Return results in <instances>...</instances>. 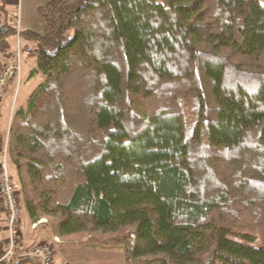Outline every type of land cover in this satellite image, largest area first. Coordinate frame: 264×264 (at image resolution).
Here are the masks:
<instances>
[{
  "label": "trees",
  "instance_id": "1",
  "mask_svg": "<svg viewBox=\"0 0 264 264\" xmlns=\"http://www.w3.org/2000/svg\"><path fill=\"white\" fill-rule=\"evenodd\" d=\"M0 12L5 57L15 17L5 0ZM38 12L44 30L21 34L44 80L12 112L8 147L32 222L121 247L129 264H264V3L50 0ZM4 215L0 202V257Z\"/></svg>",
  "mask_w": 264,
  "mask_h": 264
},
{
  "label": "rangeland",
  "instance_id": "2",
  "mask_svg": "<svg viewBox=\"0 0 264 264\" xmlns=\"http://www.w3.org/2000/svg\"><path fill=\"white\" fill-rule=\"evenodd\" d=\"M260 1L264 3V0ZM10 11L11 16L19 17V9L13 8L10 9ZM9 41L10 50L14 48L11 52L12 54L16 50L17 39L14 35H11ZM0 57L3 58L4 56L0 54ZM28 61L30 62V64L28 63ZM33 64H35L34 67H36L35 56L32 53H25L22 57L20 81H18L16 85L14 84V88H12V91L9 93L7 99L3 101L5 99L4 97L3 100H1L2 103L0 102V131L3 134L6 133L9 127L12 112L22 106L23 103L21 102H23V100L25 101L31 88L37 86L44 80L43 74L31 76V71L34 68L31 67ZM12 80L8 82V86ZM9 169L15 185L20 191L21 185L17 173V168L12 161H10L9 163ZM20 206L22 230L24 234L27 235V239L31 243H49L55 252L56 264H129L125 260L124 250L121 247L73 244L62 239L61 242H56L52 231L47 228L49 226L45 224L47 222L46 218H44L42 223H39L36 229L32 227V220L28 214L26 204L22 198V194L20 195ZM5 222L6 217L4 215L3 223L6 227ZM3 236H5L4 230ZM230 237L234 240L241 241L240 237L234 234H230Z\"/></svg>",
  "mask_w": 264,
  "mask_h": 264
},
{
  "label": "built area",
  "instance_id": "3",
  "mask_svg": "<svg viewBox=\"0 0 264 264\" xmlns=\"http://www.w3.org/2000/svg\"><path fill=\"white\" fill-rule=\"evenodd\" d=\"M16 29L17 44L16 50L11 54L10 59L3 65L0 71V101L6 95L8 82L15 77H20L22 68V57L25 53H33L37 47L31 42L22 38V26L20 19L16 17L12 21ZM12 115L10 118V123ZM10 123L5 134V143L0 148V202L6 214L7 238L4 240L5 253L0 257V262L5 260L11 264H56L55 252L52 246L47 243H31L26 241L22 234L20 195L9 169V138ZM32 222V227L36 229L39 223ZM56 242H61L59 237H55Z\"/></svg>",
  "mask_w": 264,
  "mask_h": 264
},
{
  "label": "crops",
  "instance_id": "4",
  "mask_svg": "<svg viewBox=\"0 0 264 264\" xmlns=\"http://www.w3.org/2000/svg\"><path fill=\"white\" fill-rule=\"evenodd\" d=\"M49 1L50 0H5L7 8H8L9 11H10V9H13V8L19 9L20 13H19V17L18 18L20 19V23H21L22 29H30V30H34V31H37V32H42L44 30V22L41 19V16H40V14L38 12V7L40 5L46 4ZM12 20H13V18L10 19V24L12 23ZM4 21H5V17L0 12V25L3 24ZM13 49H11L9 51V53H7V55H5V57H4V61L5 62H7L10 59V55H11V52L13 51ZM28 63L30 64L29 61H28ZM34 65L35 64H33L31 67H34ZM20 77H21V75H20ZM20 77H16L15 79H13L10 82V84L8 86V89H7V92H6V95H5V99L3 101H5L7 99V97L9 96V93L12 91V88H14V84L16 85L17 82L20 81ZM35 87L36 86L31 88V90L29 91V94L27 95V98L25 99V101L23 100V102H21V103H23L22 106H26L28 98H29V95H30V93L32 92V90ZM18 95H19V93H18ZM5 217H6V214H5ZM5 224H6V222H5ZM42 225H45V224H42ZM47 228L49 230H51L49 227H47ZM4 231H5V236H3V241L7 238V235H8L5 226H4ZM22 234H23L24 239L26 241H29L27 239V235L24 234L23 230H22Z\"/></svg>",
  "mask_w": 264,
  "mask_h": 264
},
{
  "label": "water",
  "instance_id": "5",
  "mask_svg": "<svg viewBox=\"0 0 264 264\" xmlns=\"http://www.w3.org/2000/svg\"><path fill=\"white\" fill-rule=\"evenodd\" d=\"M7 30V29H6Z\"/></svg>",
  "mask_w": 264,
  "mask_h": 264
}]
</instances>
